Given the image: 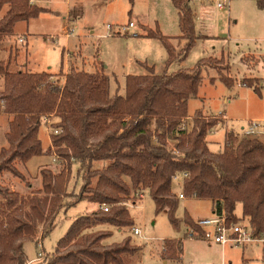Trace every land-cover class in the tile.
I'll use <instances>...</instances> for the list:
<instances>
[{
	"label": "trees",
	"instance_id": "obj_1",
	"mask_svg": "<svg viewBox=\"0 0 264 264\" xmlns=\"http://www.w3.org/2000/svg\"><path fill=\"white\" fill-rule=\"evenodd\" d=\"M264 8V0H255ZM179 12V39H186L177 53L171 37L159 29H146L145 36L161 40L168 50V63L184 61L197 40L210 38L196 32L195 12L190 0H173ZM0 40L14 32L19 21H29L48 8L31 0H0ZM206 57L191 70L126 77V90L111 93L110 77L104 70L94 72L70 65L67 72L53 75L48 71H11L0 59V110L10 116L6 133L8 147L0 151V174L5 171L25 179L16 170V162L26 163L35 156L54 150L63 164L53 172L42 168V186L29 193L0 184V264H27L24 244L45 238L57 225V217L69 196L67 187L75 163L83 170L85 184L81 198L89 202L112 204L73 219L55 250L45 263L32 264H139L142 246L126 237L120 243H106L112 232L101 225L131 227L134 225L125 199L149 191L157 213L167 210L174 226L180 198L175 184L186 197L208 198L214 213L226 212L229 222L242 214L255 238L264 239V132L243 136L229 132L223 151H214L208 134L222 122L218 116L206 117L195 111L191 124L189 100L196 97L203 82L202 68ZM209 65L223 74L222 59ZM223 67V68H221ZM56 77V78H55ZM260 78H243L241 83L261 94L256 83ZM45 118L54 119L51 146L43 148L39 137ZM186 121V128L182 123ZM264 128V125H263ZM48 150V152H46ZM187 174L176 181V176ZM185 223L199 236L204 229L188 214ZM164 258L181 257L182 239L164 242Z\"/></svg>",
	"mask_w": 264,
	"mask_h": 264
},
{
	"label": "rangeland",
	"instance_id": "obj_2",
	"mask_svg": "<svg viewBox=\"0 0 264 264\" xmlns=\"http://www.w3.org/2000/svg\"><path fill=\"white\" fill-rule=\"evenodd\" d=\"M33 1L51 11L40 13L31 18L29 23L17 22L14 32L0 40V59L9 64L11 71H48L56 75L67 72L70 65L90 72L99 67L110 77L111 93L118 91L123 94L129 74H148L147 67H153L157 74L191 70L200 59L206 57L202 68L203 82L197 96L189 100L190 117L187 118V123L191 124L197 109H201L206 117L221 118L222 123L215 126L207 136L214 151L224 150L229 132L243 136L250 122L260 123L263 131L264 8L257 7L255 0H231L230 7L223 9L218 7V2L224 0H190L195 12L196 28L202 17L214 37L197 40L186 60H176L171 64L168 63L169 54L164 43L145 34L148 28L154 31L159 29L171 37L179 53L186 39H179L182 34L179 12L173 0ZM7 10L8 6H5L0 17ZM130 21L135 23V28H130L125 35L116 32L113 34L109 30L110 26L115 30ZM138 30L137 36H134L132 32ZM21 37L23 42L20 41ZM215 58L222 59L224 68L227 66L223 74L232 85L222 81L217 69L209 67L215 64ZM247 77L260 78L256 83L260 86L261 94L252 87L242 85V79ZM4 84V78L0 76V91L4 89ZM8 124L9 116L0 110V151L3 147H8ZM53 129L51 123L43 119L40 127L43 146L48 145L49 134L51 136L54 133ZM43 148L46 150L49 146ZM62 166L52 150L46 155L35 156L26 163L16 162V170L25 179L5 171L0 174V184L21 194L29 193L42 186V168L58 172ZM83 173L80 164L75 163L67 187L69 196L57 217L56 227L45 238L40 233L37 240L25 242L24 248L29 259L36 258L41 251L43 253L35 263L46 262L49 253L54 252L58 240L73 219L86 214L91 203H94L85 198L78 202L86 182ZM175 185V192L179 194L180 188L178 184ZM139 192V195H134L136 192L133 190L124 201L133 218V226L99 227L108 228L112 232L106 243H120L129 236L133 243L141 245L143 249L137 263L222 264L225 261L226 264H264V240L245 245L229 244L226 245L225 253L223 245H218L211 239L198 235L190 237L191 228L184 221L186 214L196 221L212 217L211 199L195 196L180 198L176 212L180 225L174 226L167 210L157 213L155 201L148 190L143 192L144 196ZM98 205L100 208V204ZM236 213L244 218L241 204L238 205ZM133 227H139L142 234L135 235ZM167 239H182L183 250L180 258H164L163 246ZM40 242L43 247H40Z\"/></svg>",
	"mask_w": 264,
	"mask_h": 264
},
{
	"label": "built area",
	"instance_id": "obj_3",
	"mask_svg": "<svg viewBox=\"0 0 264 264\" xmlns=\"http://www.w3.org/2000/svg\"><path fill=\"white\" fill-rule=\"evenodd\" d=\"M229 0H224L218 2V7L225 8L228 7ZM135 23L130 21L127 25H121L118 26L115 30H113L112 26H110L109 30L116 33L125 34L127 33L130 28L134 27ZM66 32V31H65ZM64 32V33H65ZM69 34V33H66ZM137 35V34H136ZM20 41L23 42L24 39L20 38ZM51 123V119L45 118ZM221 122L218 124L220 125ZM182 129L186 128V121L182 123L181 126ZM262 125L258 122H250L247 129L245 130V133L247 134H259L264 131H261ZM213 130V129H212ZM54 133H58L59 130L53 129ZM56 160V159H55ZM187 174H183L181 176H176V181H179L180 179L184 178ZM179 198H185V195L183 192H179L178 194ZM110 204L106 202H102L100 204V208L104 211H108L110 209ZM198 225L201 226L204 229V233L201 238H208L213 240V242L226 246V245H245L257 240H264L255 238L252 235V228L250 222L246 218H241L237 222H229L226 217V212L223 210L220 213H214L212 217L200 219L197 221ZM132 231L135 235H141L142 230L139 227H133ZM192 235H198L199 234L194 231L191 228V234L190 237H193ZM40 247H43L42 242H40ZM42 251L38 253V256L36 258H33L31 260H28L27 264L35 263V261L39 260L42 256ZM222 264H226L225 261Z\"/></svg>",
	"mask_w": 264,
	"mask_h": 264
},
{
	"label": "crops",
	"instance_id": "obj_4",
	"mask_svg": "<svg viewBox=\"0 0 264 264\" xmlns=\"http://www.w3.org/2000/svg\"><path fill=\"white\" fill-rule=\"evenodd\" d=\"M34 4H36L33 0H31ZM230 1L231 0H229V2H228V7H230ZM257 5V4H256ZM258 7V6H257ZM223 9V8H222ZM70 19L72 18L71 17V14H70ZM200 17V16H199ZM199 20V18L197 17L196 18V21H198ZM200 23L198 24V22H197V33L199 34V35H207V36H209L210 38L211 37H214V36H212L211 34H210V30L208 29V24L207 23H205L204 21H205V19H203L202 17H200ZM24 22V21H23ZM25 22H27V23H29V21H25ZM18 23H21V22H18ZM17 24V23H16ZM142 26V25H141ZM196 26V25H195ZM15 27H16V25H15ZM133 28H135V26L133 27ZM141 29V28H140ZM139 29V30H140ZM139 30L136 32V31H133L132 32V34L134 35V36H137L136 34L139 32ZM64 31V30H63ZM130 31V30H129ZM141 31V30H140ZM123 35H125V34H123ZM22 38V37H21ZM249 54H253V53H249ZM254 55V54H253ZM243 57V56H242ZM241 57V58H242ZM247 64V63H246ZM248 65V64H247ZM246 65V66H247ZM32 72H40V71H32ZM42 72V71H41ZM7 115V114H6ZM7 116H9V115H7ZM223 119H224V117H223ZM9 120H10V116H9ZM222 123V122H221ZM39 137H40V132H39ZM48 146H51V138H50V134H49V140H48V145L47 146H43V147H48ZM145 192V191H144ZM142 196H144V194L142 193L141 194ZM185 198H188V197H186L185 196ZM97 208H99V205H98V203H91V205H90V207H89V211L88 212H90V211H93V210H96ZM213 208H214V203H213ZM213 214H214V211H213ZM43 244V243H42ZM217 244V243H216ZM219 245V244H218ZM223 251L226 253V246H223ZM225 255V254H224ZM31 259H33V258H31ZM31 259H29V260H31Z\"/></svg>",
	"mask_w": 264,
	"mask_h": 264
}]
</instances>
